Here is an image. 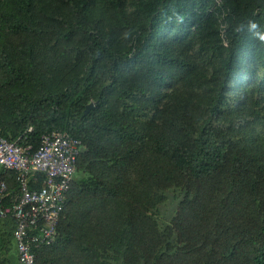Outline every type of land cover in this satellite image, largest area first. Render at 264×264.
I'll use <instances>...</instances> for the list:
<instances>
[{"label": "trees", "instance_id": "obj_1", "mask_svg": "<svg viewBox=\"0 0 264 264\" xmlns=\"http://www.w3.org/2000/svg\"><path fill=\"white\" fill-rule=\"evenodd\" d=\"M249 20L264 0H0L3 134L84 143L37 264H264V45L233 35ZM15 226L0 218V264Z\"/></svg>", "mask_w": 264, "mask_h": 264}, {"label": "built area", "instance_id": "obj_2", "mask_svg": "<svg viewBox=\"0 0 264 264\" xmlns=\"http://www.w3.org/2000/svg\"><path fill=\"white\" fill-rule=\"evenodd\" d=\"M32 130L30 126L10 139L0 127V218H15L13 235L20 264H37L36 251L56 242L84 148L82 139L57 129L45 132L36 148L30 141ZM10 171L15 174V189L2 175Z\"/></svg>", "mask_w": 264, "mask_h": 264}, {"label": "clouds", "instance_id": "obj_3", "mask_svg": "<svg viewBox=\"0 0 264 264\" xmlns=\"http://www.w3.org/2000/svg\"><path fill=\"white\" fill-rule=\"evenodd\" d=\"M179 20L183 22V17L180 16ZM245 33L250 34L251 38L258 44L264 45V27L255 20H249L247 23L237 22V27L233 29V35L243 36Z\"/></svg>", "mask_w": 264, "mask_h": 264}, {"label": "rangeland", "instance_id": "obj_4", "mask_svg": "<svg viewBox=\"0 0 264 264\" xmlns=\"http://www.w3.org/2000/svg\"><path fill=\"white\" fill-rule=\"evenodd\" d=\"M227 14H228V12L222 11L221 12V15H220V17L218 19V22H217V26H219L220 29H223V31H224V29L227 28V24H226V23H228L226 21V15ZM206 54H207V56H205V57L207 58V60H209V58L211 57L210 55L212 54V52H208ZM212 70H213V67L210 66V71H212ZM15 252H16V249H15L14 246H12V249L9 251V254L11 253V254H14L15 255ZM10 264H20V263L16 259H14V260H11V263Z\"/></svg>", "mask_w": 264, "mask_h": 264}, {"label": "water", "instance_id": "obj_5", "mask_svg": "<svg viewBox=\"0 0 264 264\" xmlns=\"http://www.w3.org/2000/svg\"><path fill=\"white\" fill-rule=\"evenodd\" d=\"M92 107H94V102H90V103L87 105V107H86V113H88V112L91 110Z\"/></svg>", "mask_w": 264, "mask_h": 264}, {"label": "crops", "instance_id": "obj_6", "mask_svg": "<svg viewBox=\"0 0 264 264\" xmlns=\"http://www.w3.org/2000/svg\"><path fill=\"white\" fill-rule=\"evenodd\" d=\"M15 249H16V246H15ZM15 256H16V258H17V261H19L18 260V257H17V250H16V252H15ZM20 263V262H19Z\"/></svg>", "mask_w": 264, "mask_h": 264}]
</instances>
